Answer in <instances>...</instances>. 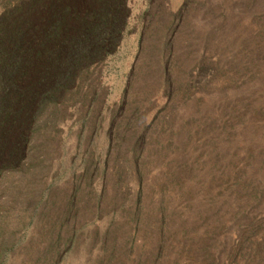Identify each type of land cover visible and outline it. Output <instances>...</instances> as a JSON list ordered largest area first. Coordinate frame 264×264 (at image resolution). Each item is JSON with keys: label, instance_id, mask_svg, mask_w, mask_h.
Listing matches in <instances>:
<instances>
[{"label": "rangeland", "instance_id": "rangeland-1", "mask_svg": "<svg viewBox=\"0 0 264 264\" xmlns=\"http://www.w3.org/2000/svg\"><path fill=\"white\" fill-rule=\"evenodd\" d=\"M20 21L0 264H264V0H0Z\"/></svg>", "mask_w": 264, "mask_h": 264}, {"label": "trees", "instance_id": "trees-1", "mask_svg": "<svg viewBox=\"0 0 264 264\" xmlns=\"http://www.w3.org/2000/svg\"><path fill=\"white\" fill-rule=\"evenodd\" d=\"M103 22V21H102ZM51 29V28H49ZM44 30L45 35H49L50 30ZM86 34L83 35L85 40H88V47H92L93 54L87 55V58L97 57L101 53L105 52L107 48L114 43L116 36L119 32V27L115 23H110L106 25L104 23L100 24H90L86 29ZM38 47V38L35 33H32L31 23L21 22L17 24H12L7 28H2L0 26V91L6 95H16V97L22 96L23 90L21 86L19 87L15 78H20L22 67L29 62L32 55L35 53ZM38 50V49H37ZM70 55L76 57V51L70 49ZM78 58V56H77ZM75 62V58L72 59L71 63ZM18 78V79H19ZM162 84L168 86V78L165 73H163ZM58 87V83L54 84L53 88ZM22 124V119L18 117L17 111L12 107V104L8 101H0V148L4 145H8L13 154V158H17L20 152V144L23 136H20L15 140L14 145L11 147L10 142H7L6 135L12 129L17 127H24ZM13 144V143H12ZM12 161V160H11Z\"/></svg>", "mask_w": 264, "mask_h": 264}]
</instances>
